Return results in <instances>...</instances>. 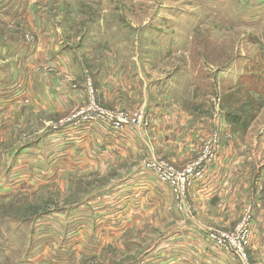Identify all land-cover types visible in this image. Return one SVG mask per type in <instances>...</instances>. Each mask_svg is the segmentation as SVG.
Here are the masks:
<instances>
[{
    "label": "rangeland",
    "instance_id": "374dc122",
    "mask_svg": "<svg viewBox=\"0 0 264 264\" xmlns=\"http://www.w3.org/2000/svg\"><path fill=\"white\" fill-rule=\"evenodd\" d=\"M27 10L33 12L31 18L19 17ZM31 20H45V29L37 36ZM56 29L61 31L60 39L71 43L80 54L79 78L74 76L70 83L82 87L85 103L46 113L35 109L33 102L23 103L25 99L15 103L17 92L5 98L2 93L15 92L13 82L25 78L8 77L15 68V55L14 51L3 50L5 45L26 46L46 33L53 35ZM113 62L117 65L115 77L150 80L145 86V82L135 79L136 95L119 97L117 104L107 102L101 83L94 78L112 77ZM1 65L7 69L6 77L0 75V264H35L39 259L45 264H93L90 258L79 259L81 262L74 259L75 251H62V244L67 242L63 235L69 228L75 229L77 223L70 210L81 201L96 198V193L108 189L118 176L135 170L148 177L157 191L160 187L168 191L175 211L192 212L190 186L183 197L176 196L174 189L145 163L162 162L169 171L181 170L197 160L211 134L216 133L219 143L220 135L213 128L182 166L148 147L131 157V163L115 159L101 163L93 161V156L91 162H85L78 153L82 133L78 124L104 123L118 133L129 129L147 134L157 118L164 121L176 107L187 112L190 117L184 120L193 125L217 127L224 123L229 127V138L245 137L248 131L259 137L257 134L264 129V0H0ZM38 69L46 73L53 70L44 65ZM53 78L44 77V82ZM174 78L177 88L164 95L170 87L165 84L174 85ZM157 79H162L160 95L155 92ZM238 83L242 85L238 87ZM39 86L44 88L45 84ZM19 88L25 86L20 84ZM144 99L155 106L154 117H150ZM164 106L171 108L166 110ZM236 119L238 123H229ZM62 121L72 128L56 130ZM64 207L71 222L59 215L58 224L53 221L47 226L48 218L61 214ZM91 212L83 215L92 217ZM245 212L233 226L217 231L233 232ZM61 218L66 222L64 226ZM145 228L136 231L137 235L131 233L134 238L130 232L123 237L138 244L134 254L139 253L146 239L141 235L151 233ZM248 245L244 248L246 259L242 260L245 264H251ZM106 249L98 264H118L129 253Z\"/></svg>",
    "mask_w": 264,
    "mask_h": 264
},
{
    "label": "crops",
    "instance_id": "0c3cea01",
    "mask_svg": "<svg viewBox=\"0 0 264 264\" xmlns=\"http://www.w3.org/2000/svg\"><path fill=\"white\" fill-rule=\"evenodd\" d=\"M32 14V11L27 10L19 17L31 18ZM13 16L16 18V15ZM44 21L31 20L30 26L36 36L45 29ZM51 33L53 35L46 33L42 38L37 37L36 41L26 46L16 43L10 46V43L3 49L14 51L15 55V68L13 74L8 73V77H25L14 81L15 92L9 90L6 95L4 91V97L11 98L17 92L19 98L13 100L15 103L25 99L23 103L27 100L33 102L35 109L46 113L61 112L75 103H85L82 87L70 83L74 76L79 78L82 66L80 54L71 43L60 39V30L56 29ZM41 65L51 66L54 71H39L38 67ZM113 65L112 77H94L95 82L101 83L100 89L111 104H117L119 97L132 98L136 95V81L145 82V86L150 82L146 77H115L117 65L115 62ZM4 69L7 67L1 65V77H6ZM44 77H54V80H46V83ZM162 79L154 80L156 95L163 91L160 88ZM173 81L174 85L165 84L170 87L163 91L164 95L170 94L173 87L178 85L175 78ZM41 83L45 84L44 88L39 86ZM20 84L25 89H20ZM144 103L149 105L150 117H154L155 106L146 99ZM167 107L169 106H164V109L167 110ZM189 117L185 110L175 107L164 121L160 122L157 118L147 134L141 130L129 129L124 134L118 133L104 123L78 124V131L82 132L77 142L78 148L81 146L78 153L85 162H91L93 156V161L101 163L114 159L131 163V157H136L148 147L172 160L177 166H182L193 157L194 149L201 146L204 137L213 128L219 132L220 143L216 156L207 165L204 174L188 189L192 212L175 211L171 207L168 191L163 187L157 191L148 177L134 170L129 175L125 176L124 173V176H118L108 189H100L96 198L81 201L76 209L70 210V216L76 218L77 223L75 229L69 228L63 235L67 242L62 244V251H75L72 254L74 259L81 262L79 259L86 261L90 258L93 264H98L105 257L108 250L106 248L117 253L129 251L126 259L118 264H245L229 251L217 247L207 234L233 226L245 210L251 216L248 260L251 264H264V129L258 132L259 137L250 135L251 131H248L247 136L233 139L229 138V127L224 123L216 124L217 127L203 123L193 125L184 120ZM59 126L56 130L68 131L72 128L64 122ZM61 153L67 157L66 152L62 150ZM64 211L66 207L61 209V214L48 218L50 222L47 226L52 225L53 221L58 224L59 215L70 223L71 218L67 219ZM86 211H93L92 217L86 218L83 215ZM66 222L61 218L62 226ZM144 228H150L151 233L148 236L141 235L146 236V239L143 240L139 253L134 254V247L138 244H133V239L127 242L128 239L123 237H128V232L131 236V233L136 234V231ZM111 250L110 254L113 253ZM35 262L46 263H41L44 261L40 259ZM57 264L68 262L60 261Z\"/></svg>",
    "mask_w": 264,
    "mask_h": 264
},
{
    "label": "built area",
    "instance_id": "2783aa9c",
    "mask_svg": "<svg viewBox=\"0 0 264 264\" xmlns=\"http://www.w3.org/2000/svg\"><path fill=\"white\" fill-rule=\"evenodd\" d=\"M86 118L87 115H82ZM125 121V120H124ZM122 121V122H124ZM219 147V138L216 133L211 134L202 146V151L199 154L196 161L188 164L185 168L181 170H168L166 164L162 163L157 165L147 164L145 166L148 169L154 170L160 180L164 183L169 184L174 191L176 196L183 197L186 192V188L191 186L197 179H199L205 172L207 165L214 159L217 154V149ZM250 222L251 216L249 212H245L241 221L236 225L235 230L230 233H225L222 231H211L208 234V238L212 240L216 245L222 247L225 250L233 251L241 260H245L244 248L247 246L250 238Z\"/></svg>",
    "mask_w": 264,
    "mask_h": 264
},
{
    "label": "trees",
    "instance_id": "16d2710c",
    "mask_svg": "<svg viewBox=\"0 0 264 264\" xmlns=\"http://www.w3.org/2000/svg\"><path fill=\"white\" fill-rule=\"evenodd\" d=\"M241 85H242V84H239V83L237 84L238 87L241 86ZM230 121H231V120H230ZM228 122H229V121H228ZM238 122H239V120L236 119V121H233V122L231 121V122H229V123H238Z\"/></svg>",
    "mask_w": 264,
    "mask_h": 264
}]
</instances>
